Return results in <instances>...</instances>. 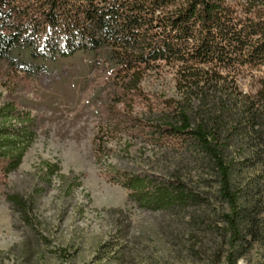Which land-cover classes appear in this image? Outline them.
Masks as SVG:
<instances>
[{
  "label": "trees",
  "instance_id": "1",
  "mask_svg": "<svg viewBox=\"0 0 264 264\" xmlns=\"http://www.w3.org/2000/svg\"><path fill=\"white\" fill-rule=\"evenodd\" d=\"M0 74L27 83L48 77L66 101L76 84L97 81L90 98L100 131L205 171L227 206V241L233 248L244 238L232 175L249 163L264 179V0H0ZM145 82L160 88L148 91ZM16 98L0 105V182L33 136ZM117 181L147 210L180 212L204 201L178 167L124 171ZM6 200L25 212L18 194Z\"/></svg>",
  "mask_w": 264,
  "mask_h": 264
},
{
  "label": "rangeland",
  "instance_id": "2",
  "mask_svg": "<svg viewBox=\"0 0 264 264\" xmlns=\"http://www.w3.org/2000/svg\"><path fill=\"white\" fill-rule=\"evenodd\" d=\"M49 81L0 74V105L17 97V109L33 119L21 163L0 182V264H264V179L258 167L245 163L232 175L246 214L244 238L232 248L222 221L227 206L205 171L188 162L176 166L171 154L155 153L139 139L105 136L90 98L97 81L84 90L76 84L69 101L57 97ZM162 89L171 92L172 82ZM174 167L202 192L200 206L180 212L139 208L117 181L124 171L157 174ZM9 194L22 198L24 213L12 208Z\"/></svg>",
  "mask_w": 264,
  "mask_h": 264
}]
</instances>
